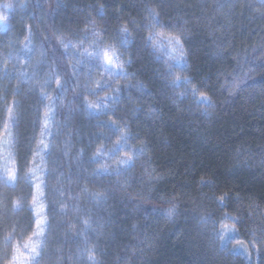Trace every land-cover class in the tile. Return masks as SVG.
Wrapping results in <instances>:
<instances>
[{
	"label": "trees",
	"instance_id": "trees-1",
	"mask_svg": "<svg viewBox=\"0 0 264 264\" xmlns=\"http://www.w3.org/2000/svg\"><path fill=\"white\" fill-rule=\"evenodd\" d=\"M2 5L11 7L0 31V159L6 134L10 146L0 177L19 180L0 181V264L36 231L30 185L42 148L41 264H93L90 254L96 264H264V0ZM172 36L184 56L168 75ZM105 45L129 78L108 75ZM12 47L33 63L19 68ZM105 96L108 107H88Z\"/></svg>",
	"mask_w": 264,
	"mask_h": 264
},
{
	"label": "snow or ice",
	"instance_id": "snow-or-ice-1",
	"mask_svg": "<svg viewBox=\"0 0 264 264\" xmlns=\"http://www.w3.org/2000/svg\"><path fill=\"white\" fill-rule=\"evenodd\" d=\"M5 7H11V5H5ZM100 7L102 9L103 5H101ZM153 19L155 20V23L152 25V27L155 28L156 25L159 24V20L156 18V16H154ZM6 20H7V16L0 15V22L6 21ZM121 31L124 33H127L128 29L122 28ZM163 35H164L163 32H156L155 33V36H163ZM147 39L152 42L153 46H156V40H155L151 30L149 31V35H148ZM122 42L127 43V39L125 38ZM64 47L67 48V45L65 44ZM160 47H163V46L161 45ZM168 47L170 48V51L167 53V55L169 57V67L167 69V74L170 75L172 72V64L170 62L176 61V63H179L180 60L184 56L183 45L181 44V38L179 36L170 37L168 40ZM177 47L180 49V51H179L178 55H173V53L176 52ZM89 55H91V53H89ZM103 57H104V61L108 65H113V57L111 55H109L107 52H105L103 54ZM113 66L121 72V75H125V73L123 72V65L116 64ZM108 74L110 76L112 75L111 72H109ZM176 79H179V77H177ZM185 81L188 82L189 78L185 77ZM56 83H57L58 88L62 87L59 77H57ZM97 87H100V85L97 84ZM194 91H195V89H194ZM200 98L202 100H208V97H206L203 93H200ZM107 100H108V97L105 96L102 99H100L98 103L88 104V107L90 109L100 111L101 108L108 107ZM8 111L11 112V109H8ZM9 119L11 121L12 127H16L17 121L15 120V118L9 117ZM111 124L113 125V131L120 130L118 127H116V121L115 120H111ZM5 132L7 133V129H5ZM104 155H106V153H102V152L98 151L97 153L94 154L92 159L94 162H97V157H101ZM128 160H131V157H129ZM119 163L124 164V163H127V161L121 160V161H119ZM98 171L107 172L108 166L104 165ZM18 180H19L18 173L9 172L5 177H0V181H2L5 185L14 186V183L18 182ZM30 187L35 188V194H33V196H32V205L33 206L29 207V211H30V213H32L36 217L35 218L36 231H34L32 233V236L29 237V240H31L33 237H45L46 236L45 229L50 227V219L45 215L44 205L41 204L38 208L35 207L37 200L39 198H45L46 199V197H44V190L46 189V182L37 183L34 186L30 185ZM84 191H87V189H84ZM94 195L95 196H102L104 194L103 193H95ZM223 201H224V197H220L219 202L223 203ZM13 207L14 208L17 207L16 202L13 203ZM64 207H65L64 205H61V209H63ZM174 211H175V205H173L171 208L167 209L166 214L171 216L174 214ZM84 223L87 225L88 222L85 221ZM7 246L8 245H5V247H7ZM25 248L27 250L26 256L24 253L19 251V248H14L12 250V256L10 259L7 256H5V264H41V259L43 258L44 240L38 239L35 243L31 244L30 246L28 244H25ZM89 259L93 262V264H96V260H95L94 255L90 254Z\"/></svg>",
	"mask_w": 264,
	"mask_h": 264
},
{
	"label": "rangeland",
	"instance_id": "rangeland-1",
	"mask_svg": "<svg viewBox=\"0 0 264 264\" xmlns=\"http://www.w3.org/2000/svg\"><path fill=\"white\" fill-rule=\"evenodd\" d=\"M9 12H10V7H5V5L0 6V15L7 16ZM7 29H8L7 21L0 22V31L4 32ZM105 52H107L109 55L113 57V65H116V64L123 65V72L125 73V75H121V72L117 70L113 65H108L104 61L103 54ZM98 53H99V56L103 62V65L107 73L109 72L112 73L111 76L108 74L112 80H119V79H124V78L127 79L131 76V74L128 72V69H127V62L117 48L110 46V45H105V46H102L98 50ZM7 56H8L7 58H11L15 60L16 63H18L19 68H21V63L26 64V66L28 67L29 63L31 62L33 63V59L35 58V54L33 55L32 52H30L29 49H27L26 47L25 48L12 47L8 50ZM1 146H2V154H1V159H0V166L4 170V173H7V171H9V151H8L9 146H10L9 134H6L3 136L2 141H1ZM42 150L43 148L40 150L37 156V159L34 163V172L36 174L35 184L42 183L40 179L42 176V158H43ZM41 204L44 205L45 207L43 199L39 198L37 200L35 207L38 208ZM229 236H230V233H229ZM38 239H43V237H33L31 240H29L27 244L30 246L31 244L35 243ZM22 253H24L25 256L27 255L26 248H25V251H23Z\"/></svg>",
	"mask_w": 264,
	"mask_h": 264
}]
</instances>
